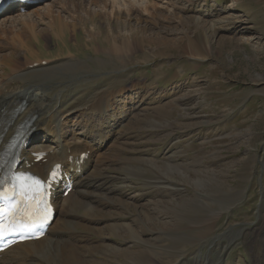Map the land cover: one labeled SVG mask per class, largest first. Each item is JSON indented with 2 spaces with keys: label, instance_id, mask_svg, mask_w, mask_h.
<instances>
[{
  "label": "rangeland",
  "instance_id": "rangeland-1",
  "mask_svg": "<svg viewBox=\"0 0 264 264\" xmlns=\"http://www.w3.org/2000/svg\"><path fill=\"white\" fill-rule=\"evenodd\" d=\"M47 1L53 5L52 12L69 21L64 39L57 41L41 32L42 20L30 29L40 32L34 38L17 13H9L0 18V55L14 51L16 65L25 64L31 56L50 58L49 64L71 59L86 63L89 68L77 73L78 66L71 82L50 81L54 87L59 82L68 85L67 91L72 83L69 104H85L102 89L106 92L133 81L144 85L137 94L140 101L130 105L135 110L126 130L116 138L119 158L111 159L114 165L105 175L120 178L116 187L131 192L135 205L151 202L148 206L153 208L166 201L161 209L168 216L160 214L158 220H179L165 231L155 223L142 222L139 237L125 232L111 235L107 240L117 252L100 243L94 232L80 228L84 244H98L88 251L92 264H150L152 259L156 264H264V0H201L197 5L171 0L173 12L164 13L172 24H156L152 19L140 22L142 9L135 11L129 23L110 16L109 10L94 16L88 8L94 0ZM110 1L114 3H101L110 7ZM31 10L35 17L50 13L44 7ZM183 17L191 24L192 41L185 38L164 45L150 40L159 32H173ZM200 17L203 22L226 17L236 22L208 36L200 30ZM176 33L171 37L178 38ZM115 43L127 60L120 66H116L118 58L109 55ZM28 44L36 55L27 52ZM191 44L207 56L196 60L189 55L185 51ZM8 69L2 72L7 74ZM18 76L16 71L14 78ZM31 79L19 82L41 83ZM125 181L131 187L122 189ZM176 189L182 194L174 195ZM99 192L104 194L106 189ZM181 195L185 197L180 199ZM139 209H124L118 223L131 221ZM173 211H179L180 217ZM216 212L220 213L213 230L201 238L199 224ZM128 247V253L120 255ZM139 251L145 253L137 255Z\"/></svg>",
  "mask_w": 264,
  "mask_h": 264
},
{
  "label": "bare ground",
  "instance_id": "bare-ground-1",
  "mask_svg": "<svg viewBox=\"0 0 264 264\" xmlns=\"http://www.w3.org/2000/svg\"><path fill=\"white\" fill-rule=\"evenodd\" d=\"M56 1L58 2V0ZM178 1L197 5L201 0H177V2ZM238 1L239 0H233L235 3ZM53 3H55V1H53ZM62 3L66 4L67 2L62 1ZM111 3V10L108 3H101V0L92 1V3L88 4V8L92 10L94 16L100 15L103 11L109 10L110 16L120 21L123 20L122 18H124L125 21H128L124 23H129L133 19L132 16L137 9H142L144 11L143 14H140L138 15L139 17H137V20L140 22L150 21L152 19V21L156 24H161L162 22L169 24L173 23L172 18L165 14L169 10L172 11L173 6H171V0H114V3ZM30 7H27L28 11L24 12L23 14L19 13L17 15V18L19 17V19H22L21 21L26 24L27 28L29 29L28 32H31V27H34L36 23H39L42 20L44 21L42 23H44L45 28L41 32L45 31L57 41L64 39L65 31L70 26V24L68 20H64V16L60 15L61 13L52 12L53 5L49 4V2H46V4L38 6L39 8L44 7L48 12H50L48 16L47 14H41L38 17L29 14V10L32 9ZM17 11L19 10H7L4 14H12L16 13ZM144 16H146L145 19ZM45 17L48 18V21L44 20ZM238 20L240 19L238 18ZM81 21L84 22V20ZM197 22H203L201 21V17L198 18ZM235 22V19L231 20L227 19V17L226 19H220L212 22L205 20L203 22V26H200V30H203L204 32L206 31L208 36L215 35L217 34L218 30L224 29L228 25L230 26V24L234 25ZM188 23L189 21H186V18L183 17L181 18V21L177 23L178 25L175 26L173 32L169 31L167 35H163L162 32H159L150 40H153L154 42L161 41L160 44L164 45L171 44V42H179L185 38L192 41L193 38L188 35L192 27L191 24ZM121 24L123 25V23ZM180 27L183 32H181ZM197 27L199 28L198 24ZM184 28H186V30H183ZM39 33L40 32L38 31L31 32V34L35 36L34 38H37ZM173 33L178 34V36H176L178 38L171 37L173 36ZM207 45L211 47V43L208 42ZM207 45L205 48L209 49L207 48ZM26 49L28 50L27 52H29V54H37L29 48V44ZM185 52H188L189 55H192L196 60L201 58L204 59V57L207 56L206 54H202L200 51L198 52L197 48L193 47L192 44L186 48ZM16 54L17 53L13 51L0 55V116L3 121L10 122L14 119V110L19 106V104L23 103L24 106V108L21 109L23 112L17 115L13 125L7 126L3 129L4 140H7L11 136L14 131V126L17 123L25 120L29 116H34V125L36 127L34 135L42 134L45 138V142L35 144L31 150L26 152V156L30 159V151L40 148L50 151L51 153L48 157V162L39 166L40 170L46 171L55 161H62L65 164L67 170H73L72 174L75 179H78L79 189L77 191L71 192L65 199L60 197L58 198V213L51 227L49 228V232H51L50 234L48 232L46 237H43L38 241L17 244L10 248L4 253L0 264H92L93 258L88 256V251L94 249L98 244L91 246L84 244L78 231L80 228L94 232L101 238L100 243H104L105 245L112 247L113 244L109 243L107 240L108 237L111 235L120 236L123 235L122 233L124 232L132 233L139 237V228L142 229L140 226L142 222H145L147 225L150 223H155L164 231L168 230V228L170 229V226L175 227L177 219L173 220L168 218L167 221L166 219L158 220V216L160 214L168 216L167 211L161 209V206H165L167 204L166 201L161 200L160 207H157L155 204H151L156 206L153 208L149 207L150 205L148 206V204L151 202H147V204L139 203L140 205H135L136 197L132 196L131 192H121L119 191L121 189L116 187L115 182H117L120 178H113L105 175L106 169L113 164H110L111 159L115 158L118 160L119 158L118 150L120 147V142L118 139H115V141L109 145V148L105 152L106 148L101 149L100 147H94L75 136L72 138H68L67 136V127L70 123L80 127V130L78 131L79 133H82L83 137L92 135L103 137L102 144L109 141L108 137L110 135L113 137L117 130L118 132L120 131L119 134L123 130L125 131L128 126V121L123 125L122 119L125 117L128 118L130 116V110L132 108L128 106H130L133 97L137 93L141 92V89L143 87L145 88V86H142L141 84L137 85L138 83H133L128 88L122 85L119 88H113L106 92L105 89H102L100 93H95L94 100L91 103H85L81 114L82 118H86L88 116L91 118V122H93V124L88 126L85 119L74 120L73 117H69L73 111V107L69 105L71 101L68 102V105H66L67 90L63 88L62 82H59L57 86H55V95L53 97L50 96V92L54 87L50 81L71 80V78L75 76V71L77 70L76 68L81 65L77 70L78 73L80 70L89 68L84 66L87 64H83V62L72 59L61 64H49L51 60L50 58L39 59L31 56V58L26 60L25 64L16 65ZM109 55L112 58L114 57V59L118 58V63L116 66L123 65L127 62L126 57L124 58L123 49L119 47L117 43H115L112 53ZM127 56L129 57L130 55ZM12 60L15 61L12 62ZM44 60L47 61V66H43V64H41V62ZM35 62H38V64H35ZM6 67H8V70L10 71L7 74H4L2 71ZM20 69L26 71L22 72ZM16 71L19 76L14 78ZM11 73L13 75H10ZM36 73H42V75L35 76ZM30 75L33 76L31 77ZM26 78H32V81L35 80L41 83L30 84L28 82H19L20 80H26ZM45 80L49 81L45 82ZM14 81H18L20 83L19 86H9L10 84L14 83ZM5 90H8V92ZM118 102L121 106H114L113 110L117 111L119 115L115 116L114 122L109 125V123H107L104 118L100 117L101 112L107 105L112 106L113 104H118ZM121 107L123 110H121ZM85 150H90V156L86 164L82 167L83 170H86L85 180L83 182L80 174L76 172L78 171L79 167L76 165L75 160L79 157L80 153ZM70 158L74 159V161L69 162L68 160ZM89 177L93 180V182L89 181ZM102 177L104 178L101 179ZM108 182L109 184H107ZM125 182L127 185L123 183L122 185L126 186H122V189L131 187L130 182ZM104 189H106L104 194L103 192H99ZM180 191L181 190L176 189L172 193L174 195L176 193L182 194ZM181 197L182 198L180 199H183L185 195H181ZM182 203H184L183 200L179 202L180 205ZM138 206L140 209L139 215L137 217L126 224L118 223L120 215L124 213V209ZM174 212L176 211H173L172 213ZM155 213L157 215V219L153 216ZM179 213V211L176 212L175 216L177 218L180 217ZM219 213L220 212L211 214V217L205 219L204 222L199 224V227L202 229V234H200L201 238H205L211 233L214 227L215 218L219 215ZM112 250L113 252L118 251L115 246L112 247ZM128 251L129 247L123 248V250H120V255H125L128 253ZM129 253L130 255L135 254L134 252ZM143 253H145V251H139L137 255H143ZM129 257L130 256H128V258ZM150 264H156L155 260L152 259Z\"/></svg>",
  "mask_w": 264,
  "mask_h": 264
}]
</instances>
